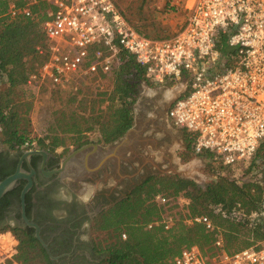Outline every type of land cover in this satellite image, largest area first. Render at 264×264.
<instances>
[{"label":"built area","instance_id":"1","mask_svg":"<svg viewBox=\"0 0 264 264\" xmlns=\"http://www.w3.org/2000/svg\"><path fill=\"white\" fill-rule=\"evenodd\" d=\"M37 1H11L6 15L11 19L30 17ZM44 1L50 6L48 18L42 22L46 57L27 84L75 90L86 80L112 74L124 53L143 69L151 84L181 85L167 117L184 132L193 154L206 157L213 167L232 171L250 165L247 175L237 177L239 183L260 177L264 155L259 159L256 153L264 140V0H181L184 24L174 35L162 38L139 33L116 0ZM222 37L225 52L219 48ZM38 51L43 53L42 48ZM36 147L33 137L20 145V149ZM172 200L178 209L191 202L188 196L166 192L152 197L164 209ZM215 211H221L220 207ZM261 215L264 211L246 217L251 221ZM183 222L189 226L200 223L207 230L214 227L204 214L185 217ZM174 224L165 209L145 228L161 226L168 231ZM5 233L14 242L6 246L0 240L2 259L11 258L17 245L11 232H0V236ZM121 238H126L125 232ZM216 245L209 255L196 245L184 246L172 263L264 264V238L232 252L223 248L220 239Z\"/></svg>","mask_w":264,"mask_h":264},{"label":"trees","instance_id":"2","mask_svg":"<svg viewBox=\"0 0 264 264\" xmlns=\"http://www.w3.org/2000/svg\"><path fill=\"white\" fill-rule=\"evenodd\" d=\"M11 1L21 3L22 0H0V139L10 149H20L22 142L31 136L17 105L12 103L14 88L33 91L36 87L27 84V79L46 57L47 43L42 22L48 18L50 6L44 0H38L31 6L30 17L11 19L6 15ZM129 23L139 33L154 37ZM38 48L43 49L42 54ZM219 48L222 52L227 50L224 37ZM112 77L105 90L88 99L87 116L76 115L75 111L71 115L60 112L41 136L33 137L38 146H45L52 152L61 146L62 151L58 155L62 156L72 147L89 142L106 145L123 136L134 123L133 104L141 83L152 84L135 60L124 53ZM2 84H5L4 88ZM81 85L75 90L54 87L49 90L57 94L62 90L77 92ZM89 131L95 132V136L89 137ZM260 151L263 156L262 143L256 157ZM250 168V165L240 166L237 171H232L209 166L210 180L202 185L174 174L150 175L135 184L125 196L103 208L90 222L93 253L99 256L96 264H173V256L184 246L196 245L204 255L213 254L218 239L229 252L257 244L264 238V216L251 221L246 216L254 211H264V179L261 173L260 177H253L250 181H237V177L247 175ZM158 192L191 199L184 209H178L174 200L165 207L175 220L168 231H163L161 226L145 228L149 221L165 211L163 206L152 201ZM30 205L27 201V214ZM218 207L221 211L217 212L215 208ZM196 214L207 215L213 229L207 230L200 223L189 226L183 222L185 217ZM7 230L17 240L16 252L11 258H0V264H28L37 258L43 264H52L45 248L34 236V228H0V232ZM122 232L126 234L125 239L121 238ZM6 234L11 240L10 234Z\"/></svg>","mask_w":264,"mask_h":264},{"label":"flooded vegetation","instance_id":"3","mask_svg":"<svg viewBox=\"0 0 264 264\" xmlns=\"http://www.w3.org/2000/svg\"><path fill=\"white\" fill-rule=\"evenodd\" d=\"M162 100L158 95L145 98L140 94L133 104L134 123L138 117L147 118L146 111L153 113ZM181 134L187 144L184 132ZM79 147H72L68 152ZM29 151L35 152L28 154ZM61 151L52 152L45 146L10 149L0 139V181L15 173L19 165L21 170V176L0 197V228L29 227L21 217V192L30 179L31 185L24 195L25 214L39 225L40 235L55 257L52 264H96L99 256L93 253L90 222L103 208L125 196L139 178H128L126 175L135 168L122 162L118 173L107 166L80 182L63 180L55 172L61 158L68 153L60 156ZM113 179L120 181L112 186ZM87 189L86 197L80 196ZM27 201L31 204L29 214Z\"/></svg>","mask_w":264,"mask_h":264},{"label":"rangeland","instance_id":"4","mask_svg":"<svg viewBox=\"0 0 264 264\" xmlns=\"http://www.w3.org/2000/svg\"><path fill=\"white\" fill-rule=\"evenodd\" d=\"M119 7L127 16L129 21L138 26L145 33L154 37H169L177 33L184 24L186 12L181 6V0H116ZM113 77L112 74L96 77L85 81L81 85V89L77 92H71L69 90H62L58 94L52 93L46 83L41 84L39 87H35L34 90L28 88H14L15 94L12 98L13 105H17V109L21 112L24 121L23 124L28 131V135L31 137L41 136L47 128L55 121V117L60 112L65 115H71L75 111L76 115L87 116L88 112V99L94 97L97 93L105 90L108 84H111ZM2 88L5 84L1 85ZM110 88V86H109ZM181 85L170 86L168 84L161 85H149L145 82L141 83L138 96L141 94L145 98L157 96H172L178 93ZM73 99V100H70ZM158 99V98H157ZM137 104L136 109L139 108ZM146 114L151 115L150 111H146ZM167 125L172 131L178 132L174 135L160 134V131L154 132V136L158 137L157 150L165 148L163 145L166 142V149L175 152V155L180 158L181 163L185 164L189 169V176H193L195 182L199 184H206L209 180L208 167H213L210 162L204 156H198L193 154L187 144H184V139L179 129L174 127L170 122ZM149 130L143 131V133ZM89 137H94L95 132L89 131L87 133ZM161 135V136H160ZM185 141L187 139L185 136ZM264 145V140L262 141ZM152 148L151 145H149ZM62 149L61 146L57 147L55 151L59 152ZM153 149V148H152ZM155 150V149H153ZM262 151V150H261ZM261 151L258 158H262ZM262 164L263 161L260 160ZM261 166V165H260ZM214 169H220L219 167H213ZM262 178L264 179V167L261 169ZM115 183L114 181L111 184ZM88 189L80 196H85ZM7 232V231H4ZM8 235V234H7ZM90 232V236L92 237ZM28 264H43L40 258L28 261Z\"/></svg>","mask_w":264,"mask_h":264},{"label":"water","instance_id":"5","mask_svg":"<svg viewBox=\"0 0 264 264\" xmlns=\"http://www.w3.org/2000/svg\"><path fill=\"white\" fill-rule=\"evenodd\" d=\"M181 90L182 87L177 94L164 96L161 105L156 107L151 115H148L145 119L138 117L136 124L134 123L127 129L123 136L115 141L106 145L97 142H89L68 152L61 158L60 166L55 172H57L59 177L63 180L70 179L74 182H80L107 166H110V168H113V170L118 173L121 163L127 162L131 164L132 168H135V171L126 176L128 178L137 176L139 179L136 184L154 174H174L180 178L194 180L193 176H189L190 172L188 167L181 163L180 158L175 155V152L166 149V142L163 143L165 148L157 150L158 148L156 145L159 140L158 137L153 134L157 131H160L162 136H171L178 133H174L167 125L169 122L167 109L171 102L179 95ZM146 127L149 128V131L143 133V131L147 130ZM179 132L182 133L181 130H179ZM149 145L155 150L150 148ZM34 152L35 151H29L28 154ZM20 176L21 170L19 165L15 173L0 181V197L10 189L15 180ZM122 177L121 175L120 178ZM113 181L115 183L110 184L112 186L120 180L113 179ZM30 185L31 181L28 179V184L21 192V217L26 225L34 228L35 237L52 259L55 257L52 256L46 242L42 239L39 225L31 221L25 214L24 195ZM128 191H130V189ZM86 195L82 197L84 198Z\"/></svg>","mask_w":264,"mask_h":264},{"label":"bare ground","instance_id":"6","mask_svg":"<svg viewBox=\"0 0 264 264\" xmlns=\"http://www.w3.org/2000/svg\"><path fill=\"white\" fill-rule=\"evenodd\" d=\"M0 240L3 242L4 245L8 246L10 244H12L14 241L11 239L9 235H7L6 233L3 234L2 236H0ZM12 241V242H11Z\"/></svg>","mask_w":264,"mask_h":264},{"label":"crops","instance_id":"7","mask_svg":"<svg viewBox=\"0 0 264 264\" xmlns=\"http://www.w3.org/2000/svg\"><path fill=\"white\" fill-rule=\"evenodd\" d=\"M180 130V129H179Z\"/></svg>","mask_w":264,"mask_h":264}]
</instances>
